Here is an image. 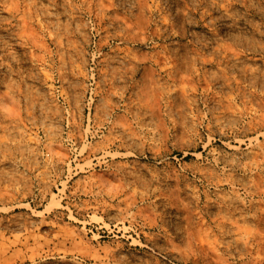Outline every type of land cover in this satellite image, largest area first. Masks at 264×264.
Segmentation results:
<instances>
[{"label": "rangeland", "instance_id": "obj_1", "mask_svg": "<svg viewBox=\"0 0 264 264\" xmlns=\"http://www.w3.org/2000/svg\"><path fill=\"white\" fill-rule=\"evenodd\" d=\"M0 264H264V0H0Z\"/></svg>", "mask_w": 264, "mask_h": 264}]
</instances>
